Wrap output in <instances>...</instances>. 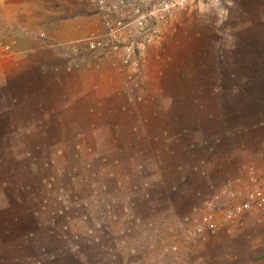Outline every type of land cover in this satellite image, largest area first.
I'll return each mask as SVG.
<instances>
[{
	"label": "rangeland",
	"instance_id": "obj_1",
	"mask_svg": "<svg viewBox=\"0 0 264 264\" xmlns=\"http://www.w3.org/2000/svg\"><path fill=\"white\" fill-rule=\"evenodd\" d=\"M31 44L59 48L70 70L106 68L90 121L11 118V52ZM255 152L264 0H0V264H168L264 208L229 214L263 186L264 163L226 189L215 167ZM205 215L214 228L199 234Z\"/></svg>",
	"mask_w": 264,
	"mask_h": 264
},
{
	"label": "crops",
	"instance_id": "obj_2",
	"mask_svg": "<svg viewBox=\"0 0 264 264\" xmlns=\"http://www.w3.org/2000/svg\"><path fill=\"white\" fill-rule=\"evenodd\" d=\"M26 12L29 14L28 8L23 15ZM66 64L74 65L55 46L31 44L22 51L11 52L13 120L25 122L24 127L28 129L72 127L81 118L90 121L97 98L106 92L104 87L109 84V75L108 80L105 67L70 70ZM253 149L252 146L243 148L242 155ZM170 161L168 171L173 173L177 165L175 160ZM251 162L264 163V155L258 156L255 152L239 161L227 156L221 165L215 166L223 187H234L235 178L243 176ZM150 202L155 207L161 205L151 198ZM258 211L236 218L215 234L199 236L190 248L183 247L176 254L168 255V264H264V208Z\"/></svg>",
	"mask_w": 264,
	"mask_h": 264
},
{
	"label": "built area",
	"instance_id": "obj_3",
	"mask_svg": "<svg viewBox=\"0 0 264 264\" xmlns=\"http://www.w3.org/2000/svg\"><path fill=\"white\" fill-rule=\"evenodd\" d=\"M251 179L253 181L256 180V175L254 171L250 172ZM234 192H231V196ZM248 197L245 201L241 202H234L232 206V210L230 211V215H237L242 210L251 208L253 206L259 207L264 203V183L263 186L259 184H253L252 187L247 189ZM221 195H216L215 197L211 198V200L206 201V206L212 207L214 200L220 199ZM214 228V223L211 221V215H205L202 219V223L197 227L199 234H201L206 229Z\"/></svg>",
	"mask_w": 264,
	"mask_h": 264
}]
</instances>
